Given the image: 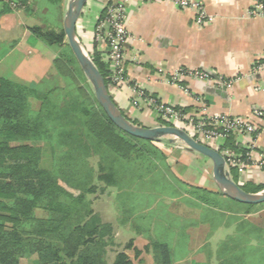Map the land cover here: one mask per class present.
<instances>
[{"label":"trees","instance_id":"16d2710c","mask_svg":"<svg viewBox=\"0 0 264 264\" xmlns=\"http://www.w3.org/2000/svg\"><path fill=\"white\" fill-rule=\"evenodd\" d=\"M45 1L39 16L43 25L29 31L34 41L54 52L50 78L23 83L0 76V264H20L21 259L133 264L125 251L133 250L135 259L140 256L133 241L109 256L113 226L92 210L90 197L108 189L117 193L118 226L128 225L133 235L147 240L143 250L154 264H174L187 254L186 230L207 224V241L234 221L235 234L217 245L216 264H256L248 217L263 216L264 204H239L182 182L158 148L160 141L137 139L116 128L98 104L62 26L45 18L61 12L63 0ZM37 8L35 0H0V16L15 10L37 15ZM77 36L108 87V64L96 44L83 43L78 30ZM158 124L169 125L164 120ZM225 140L223 149H230L232 135ZM235 169L230 168L234 182ZM242 190L256 194L264 186L248 183ZM181 212L192 219L182 220ZM239 214L241 218L234 216ZM208 247L206 243L204 249Z\"/></svg>","mask_w":264,"mask_h":264},{"label":"crops","instance_id":"0c3cea01","mask_svg":"<svg viewBox=\"0 0 264 264\" xmlns=\"http://www.w3.org/2000/svg\"><path fill=\"white\" fill-rule=\"evenodd\" d=\"M66 1L63 0L62 7ZM194 1L201 2L206 14L212 18L201 27L196 25L193 11L178 9L168 1L88 0L77 21V30L83 35V43L94 46L93 30L104 6L111 2L124 3L128 35L124 46L127 83L110 94L115 106L131 123L136 122L146 128L159 126V117L153 108L145 107L137 100L138 91L157 104L183 109L190 116H196L205 108L210 116L247 118L258 128L255 135H232L230 149H223L226 140L215 141L210 146L236 155L248 153L254 163L257 155L264 156V121L252 115L255 109L264 111V69H256L264 57V18L250 15L252 0ZM41 25L43 23L36 14L22 10L0 16L1 77L30 83L48 73L51 66L49 56L29 31L31 27ZM96 48L102 55L105 48ZM180 69L204 70L215 77L231 80L233 84L226 90L207 81L186 79L179 85L171 83V73ZM132 103L137 107L131 106ZM166 149L173 152L174 167H170L180 177L179 180L219 192L212 180V170L209 175L199 171L206 167L205 157L187 148L173 150L172 144ZM235 170V182L241 188L248 183L264 186V171L247 169L241 173L238 168ZM109 193L115 201L117 193L114 190ZM181 213L182 220L192 219ZM114 216L117 219L107 223L120 230L124 226H118V214ZM234 216L241 218L240 214ZM248 221L250 254L256 264H264V215L250 214ZM236 227L234 221L227 228H218L207 241L204 233L207 224H200L193 232L186 230L189 249L174 264H216L217 245L235 234ZM255 228L261 234L255 232ZM136 238L139 237L135 235ZM206 243L209 247L204 249ZM141 244L144 249L148 242L141 237ZM145 257L142 264H154L150 254L146 253Z\"/></svg>","mask_w":264,"mask_h":264},{"label":"built area","instance_id":"2783aa9c","mask_svg":"<svg viewBox=\"0 0 264 264\" xmlns=\"http://www.w3.org/2000/svg\"><path fill=\"white\" fill-rule=\"evenodd\" d=\"M162 1V0H150ZM175 5L178 9L191 10L195 15V23L201 27L209 23L210 18L199 1L194 0H163ZM12 5H14L12 3ZM104 16L100 18L93 30V43L96 47H104L101 55L102 60L108 64L109 75L107 76L108 92L111 94L121 89L127 83L124 69V46L128 38L126 30V7L124 3L111 2L104 6ZM250 15L264 18L263 0H252ZM90 58V57H89ZM257 71L264 69V57L257 64ZM189 79L196 82L207 81L214 83L220 88L230 89L233 82L231 80L215 77L202 70L180 69L171 73L169 81L173 84H181ZM137 100H140L144 106L153 108L159 119L169 123V126L182 127L191 138L201 144L209 147L211 143L218 140H225L230 135H255L257 127L250 123L249 119L233 118L225 116H210L206 114L203 108L196 116H190L184 113L182 109H176L171 106L157 104L152 98L146 96L142 91H138ZM135 107L136 104L133 103ZM253 117L264 121V111L255 109L252 112ZM179 126V127H178ZM196 138V139H195ZM219 151V150H217ZM224 161L225 169L238 168L241 173L247 169H258L264 171V156L257 155L255 162L250 161V155H236L229 150L219 152Z\"/></svg>","mask_w":264,"mask_h":264},{"label":"water","instance_id":"95a60500","mask_svg":"<svg viewBox=\"0 0 264 264\" xmlns=\"http://www.w3.org/2000/svg\"><path fill=\"white\" fill-rule=\"evenodd\" d=\"M88 0H70L67 5L66 12L63 16V32L66 43L77 62L83 74L92 86L94 96L102 109L104 110L109 121L121 131L134 137L150 141H160L163 137H170L169 143L179 141L191 152H195L205 157L211 164L212 180L219 192L225 197H229L235 202L243 205H260L264 204V190L253 194L246 193L242 188L234 182L229 171L225 169V161L219 151L206 144H201L191 138L183 129L172 126H163L146 128L136 126L131 123L112 101L107 86L98 71L95 64L92 63L86 50L79 42L77 36V21L80 17Z\"/></svg>","mask_w":264,"mask_h":264},{"label":"rangeland","instance_id":"374dc122","mask_svg":"<svg viewBox=\"0 0 264 264\" xmlns=\"http://www.w3.org/2000/svg\"><path fill=\"white\" fill-rule=\"evenodd\" d=\"M35 1H37V3H38V8H37V13L38 14L37 15L39 17V16L43 15V13L45 12V10H43V9H45L47 7V2L45 0H35ZM68 2H69V0L66 1V3L64 4V7H62V11L59 12L56 16L50 14L49 16H45V18L54 19L55 22H57L63 28V22L62 21H63V16H64V14L66 12V9H67ZM15 11H17V10H15ZM39 19H40V22H41L42 21L41 17H39ZM42 47H43L42 51L46 52L48 54V56H49L48 59L50 61V65H51L52 60L54 58V52L52 50L45 49V47L43 45H42ZM83 47L85 48V46H83ZM51 67H52V65L50 66V70L48 71V73H44L43 77H41V78L38 77L37 79H34V81H31L30 83H39L43 79H49L51 74H52ZM131 106L136 108L133 103L131 104ZM145 107H147V106H145ZM160 120H162V119L160 118L159 121ZM132 123L133 124L135 123V125L138 126V127L140 126L136 122H132ZM157 127H159V126H157ZM179 128L181 129L182 127H179ZM185 132L190 134L189 131H185ZM168 139H171V138L170 137L161 138L160 145L158 143V148L162 149V151L165 153L167 164L169 166L171 165V167H174L173 160H175V157L173 156V152L170 149L169 150L166 149V146H167L166 143L172 144L174 146L173 150H178L179 151V149L186 148V147H185V145L183 143L179 142L178 140L174 141L173 143H169ZM92 164H95V160L92 161ZM211 170H212L211 169V164H210V162L208 160H206L205 169H201L199 171H200V173H204V174L207 173L209 175L211 173ZM176 177L180 179V177L178 175H176ZM109 192H110V190L108 189V190H106V194L101 195V194L98 193V196L90 197V199L92 201V210H93V212L96 213L97 215H100L104 222H107V221L114 222V220L116 218L114 216V214L116 216L118 214V213L116 214L117 211H116V208H115L114 199L111 198V196L109 195L110 194ZM231 205L232 206H236L233 203H230V206ZM119 218H120V214H118V220H116L117 222L119 221ZM113 236H114V242L112 243V245L109 246V256L112 257L115 253L124 250L125 246L130 241H133V247L141 253L140 256H138V258L135 259L133 257V250H125V251L129 255V257L132 258L133 264H142V258H146L145 257L146 253L143 250V247H142V244H141V238L139 237V238L134 239L135 235H132L130 233L128 225H125L123 228H120V230H118V228L115 227V229H113ZM20 264H37V262L34 259H21Z\"/></svg>","mask_w":264,"mask_h":264}]
</instances>
